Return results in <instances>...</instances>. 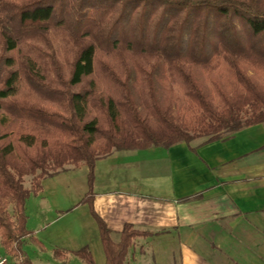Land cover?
Masks as SVG:
<instances>
[{
	"label": "trees",
	"instance_id": "obj_1",
	"mask_svg": "<svg viewBox=\"0 0 264 264\" xmlns=\"http://www.w3.org/2000/svg\"><path fill=\"white\" fill-rule=\"evenodd\" d=\"M258 123L264 0H0V238L20 264H36L23 249L26 201L43 179L88 168L79 203L98 224L105 264H125L150 232L127 223L112 239L93 208L96 162L195 149ZM72 253L96 264L87 246Z\"/></svg>",
	"mask_w": 264,
	"mask_h": 264
},
{
	"label": "crops",
	"instance_id": "obj_2",
	"mask_svg": "<svg viewBox=\"0 0 264 264\" xmlns=\"http://www.w3.org/2000/svg\"><path fill=\"white\" fill-rule=\"evenodd\" d=\"M131 152L99 159L93 181V208L114 241L127 223L150 232L134 239L126 264H150L148 256L151 264H264V123L195 149L181 142ZM79 168L88 175L86 166L66 169L43 179L37 194L48 180ZM86 205L80 228L96 232L93 256L105 264Z\"/></svg>",
	"mask_w": 264,
	"mask_h": 264
},
{
	"label": "rangeland",
	"instance_id": "obj_3",
	"mask_svg": "<svg viewBox=\"0 0 264 264\" xmlns=\"http://www.w3.org/2000/svg\"><path fill=\"white\" fill-rule=\"evenodd\" d=\"M125 152L128 155L133 153L131 151ZM72 168H74L72 165L66 167V169ZM84 171L85 168H79L52 178L44 184L45 190L42 193H31L28 197L26 201L27 228L34 230V232L33 236L25 238L23 249L27 257L33 262L36 261V264H87L72 253L76 248V242L81 244L84 242L79 249L87 246L92 256L94 255L92 250L96 241L94 238H97L96 232H92L90 229L83 231L80 228V225L86 223L85 218L88 215L87 205L84 208L79 203L85 186L86 190L89 187L88 177L84 175ZM31 181V176L26 177L25 186L30 188ZM87 231H89L88 236L90 237L85 239L84 233ZM97 236L99 238L98 233ZM132 244L129 247L125 264L131 258L129 256L130 250L135 249ZM56 249L65 256L61 259L57 258L54 254ZM0 254L8 258V264H20L21 257L5 251L1 244V238ZM96 256L97 259L94 256L93 258L97 264L100 258H98V253ZM151 257L145 258L147 263H152L153 258Z\"/></svg>",
	"mask_w": 264,
	"mask_h": 264
},
{
	"label": "built area",
	"instance_id": "obj_4",
	"mask_svg": "<svg viewBox=\"0 0 264 264\" xmlns=\"http://www.w3.org/2000/svg\"><path fill=\"white\" fill-rule=\"evenodd\" d=\"M8 258L0 254V264H8Z\"/></svg>",
	"mask_w": 264,
	"mask_h": 264
}]
</instances>
